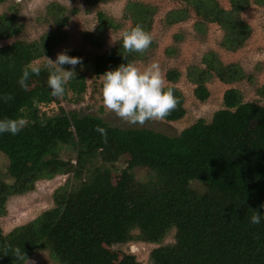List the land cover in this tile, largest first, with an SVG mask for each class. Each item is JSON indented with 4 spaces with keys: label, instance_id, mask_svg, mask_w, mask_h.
Instances as JSON below:
<instances>
[{
    "label": "trees",
    "instance_id": "obj_1",
    "mask_svg": "<svg viewBox=\"0 0 264 264\" xmlns=\"http://www.w3.org/2000/svg\"><path fill=\"white\" fill-rule=\"evenodd\" d=\"M105 1L84 0L90 6ZM250 2L264 5V0H229L226 10L215 0H186L198 18L195 31L204 35L207 24H216L223 32L219 46L227 51L243 46L250 35L240 19ZM66 11L59 4L48 5L52 32L35 42L0 47V97H11L0 100V119L25 121L16 135L0 134V157L6 160L10 179L8 183L0 178V217L8 197L32 191L36 181L57 175L70 180L53 193L52 209L5 235L0 230V264H23L36 249L47 250L57 264H139L133 255L120 257L110 249L130 242L158 245L149 254V264H264V222H248L253 210L264 212V106L243 102L239 91L227 89L224 109L215 111L208 123L198 119L178 136L150 126L113 127L98 116L62 108L54 116L40 113V104H56L67 98L68 90L79 97L86 89L83 75L76 73L65 84L63 96L50 95L44 65L39 75L30 73L26 87L17 83L26 66L50 55L66 39ZM188 12L187 7L169 11L166 24L185 21ZM153 16L151 6L137 3H128L124 12L131 27L140 24L148 33ZM97 18V34L119 27L102 12ZM20 31L13 16L0 15V40ZM97 38L90 35L88 40L100 47ZM153 46L151 41L143 52H126L119 39L112 49L92 58V76L145 60ZM165 51L173 54L170 47ZM67 54L80 57L78 52ZM200 63L202 68L191 65L187 72L200 102L208 99L203 83L210 73L225 84L246 78L236 64L224 65L212 51L204 53ZM179 75L172 69L165 78L175 83ZM164 88H171L178 102L163 120L178 121L185 114L183 95L173 86ZM257 94L264 98V84ZM69 155L74 157L65 159ZM116 163L121 168L112 179ZM136 170L145 171V181L136 179ZM171 231L174 242L161 246Z\"/></svg>",
    "mask_w": 264,
    "mask_h": 264
},
{
    "label": "rangeland",
    "instance_id": "obj_2",
    "mask_svg": "<svg viewBox=\"0 0 264 264\" xmlns=\"http://www.w3.org/2000/svg\"><path fill=\"white\" fill-rule=\"evenodd\" d=\"M220 7L229 9V0H215ZM251 1V0H250ZM128 3L142 4L152 7L154 11L153 22L149 30L154 46L145 54V60L134 62L137 67L152 62L158 63L163 86H173L183 95L184 116L175 122H166L163 119H151L146 124H129L126 120L118 117L111 110L105 108L101 102L100 90L102 78L92 76L93 62L95 55H102L108 49H112L120 39V32L125 28H130L132 23L124 19V12ZM250 6L240 14V19L244 21L250 29L243 46L235 51H227L220 48L223 32L216 24H207L206 33L199 34L194 29V23L198 21L197 16L192 11L186 0H106L90 6L84 0H7L0 5V15L6 17L13 16L16 23L21 25L19 34L6 40H0V47L10 45L15 41L27 43L38 41L39 38L55 29L52 18L46 13V8L50 4H59L66 8L63 16L68 21L63 31L66 39L52 49L50 55L45 57L55 59V55L61 51L80 53L81 62L75 66V72L83 75L85 91L78 97L67 91L66 99H58L57 103L40 104L39 111L47 116H54L62 108L70 113L79 116L95 115L102 118L113 127L131 128L133 126H150L155 131L168 132L178 136L181 131L198 119L210 122L213 113L222 106L224 91L234 88L240 92L243 102H252L264 106V98L257 94V88L264 84V5L258 6L250 2ZM187 7L189 12L185 21L177 24L167 25L166 14L174 9ZM75 9V13H70ZM102 12L110 17L118 28L109 29L102 34H97L98 25L97 13ZM88 35V37H86ZM100 42V47H95L89 42V36ZM176 36V37H175ZM172 48L173 54H167L166 48ZM212 51L217 54L220 61L226 64H236L244 73L246 78L241 81L225 84L219 81L212 73L203 83L208 91V99L200 102L193 94L196 84H193L187 77L188 69L191 65L202 68L200 60L204 53ZM47 67L44 56L34 60L30 65ZM67 69L69 66H63ZM180 73L177 81L171 83L165 78V73L169 70ZM249 77V78H247ZM78 97V98H77ZM65 152H69L66 148ZM67 156L65 159L73 158ZM123 162V161H122ZM6 160L0 157V178L5 182H10L6 173ZM112 171L113 178L116 179L118 173L115 170L121 168L119 163L114 165ZM123 167V166H122ZM137 180L145 181L146 173L143 170L134 171ZM68 175H57L49 180H39L34 184V189L21 195L9 196L5 203V214L0 217V230L3 235L22 225L33 221L42 213L52 209L53 193L56 189L63 187L66 182L70 183ZM174 242V231L169 232L162 245ZM158 245L142 242H130L124 245L111 247L110 249L122 254H129L135 257L139 264H149V254ZM23 264H57L51 259L47 250L36 249L24 261Z\"/></svg>",
    "mask_w": 264,
    "mask_h": 264
},
{
    "label": "clouds",
    "instance_id": "obj_3",
    "mask_svg": "<svg viewBox=\"0 0 264 264\" xmlns=\"http://www.w3.org/2000/svg\"><path fill=\"white\" fill-rule=\"evenodd\" d=\"M121 47L126 52H143L152 41V36L146 32L140 24L131 28H125L120 32ZM229 52V51H228ZM47 61L49 74L47 85L50 95L61 97L65 92V84L75 79V66L81 62L80 57L67 54L61 51L55 55V59L44 56ZM68 65L65 69L63 66ZM40 66L32 64L26 66L18 78L17 83L21 87H26V81L30 73L39 75ZM99 77L102 78L100 97L103 106L118 117L126 120L129 124H143L146 120L163 119L177 105V99L173 95L171 88L165 89L161 70L156 62H152L139 68L135 63H121L113 69L106 70ZM223 84V83H222ZM10 96L0 97V100H8ZM25 121L22 118L0 119V134L9 132L16 135L21 131ZM104 134L103 128H97ZM264 209V203L260 205ZM250 224L259 225L264 222V212L258 214L253 210L250 216ZM17 258L20 251L16 249Z\"/></svg>",
    "mask_w": 264,
    "mask_h": 264
}]
</instances>
